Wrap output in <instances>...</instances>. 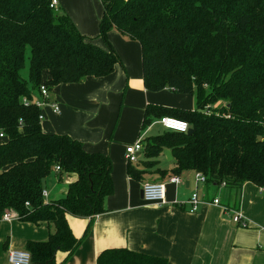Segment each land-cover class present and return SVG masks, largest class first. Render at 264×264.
Masks as SVG:
<instances>
[{"label":"trees","instance_id":"obj_1","mask_svg":"<svg viewBox=\"0 0 264 264\" xmlns=\"http://www.w3.org/2000/svg\"><path fill=\"white\" fill-rule=\"evenodd\" d=\"M101 35L108 49L87 39L70 15L51 0H0V220L6 212L19 220L51 228L46 241H29L31 264L58 263L81 246L94 217L107 212L115 191L109 154L88 151L69 134L48 132L42 110L23 98L38 96L41 83L101 78L121 58L108 40L118 30L138 41L144 85L194 95L195 109L148 105L142 127L169 115L189 122L192 133L165 131L142 141L144 157L127 162L128 175L145 181L148 173L166 178L200 172L207 182L241 189L246 182L264 187V0H101ZM30 51V82L23 78ZM50 77L42 81L43 74ZM169 149L170 170L159 165ZM60 166L75 175L65 196L47 202L46 179ZM90 218L77 238L68 215ZM97 264H168L163 257L130 250H103Z\"/></svg>","mask_w":264,"mask_h":264},{"label":"crops","instance_id":"obj_2","mask_svg":"<svg viewBox=\"0 0 264 264\" xmlns=\"http://www.w3.org/2000/svg\"><path fill=\"white\" fill-rule=\"evenodd\" d=\"M59 7L73 16L64 0H59ZM72 20L87 36L89 31L81 25L84 23L74 16ZM110 33L113 48L121 58L115 71L105 77L55 86L43 108L44 120L50 122L43 125L46 131L69 134L82 141L88 151L109 154L113 161L115 191L105 200L107 212L94 217L90 234L74 254L68 257L67 252L58 251L57 262L97 264L103 250L128 248L166 258L168 264H264V187L252 182L239 190L207 181L197 184L195 172H186L181 175L184 183L167 184L166 204L154 205L142 197L144 182L167 180L173 174L161 178L148 173L145 181L134 180L127 173L126 146L154 135L152 124L142 127L145 110L148 105L163 104L159 95L144 85L140 43L121 36L118 30ZM44 74L50 77L49 72ZM191 97L186 99L187 109L196 107V98ZM52 103L60 106V113L53 111ZM137 155L139 162L144 157L143 149ZM159 159L161 168H173L175 160L169 149ZM59 171L53 172L56 178L50 187V176L45 181L47 202L65 196L69 184L77 179ZM195 189L201 197H218L239 209L248 227L239 226L232 213L212 203L190 212L187 202ZM67 218L74 235L81 238L90 218L70 214ZM51 230L47 223L0 220V264H11L8 255L12 249H26L29 241L48 240Z\"/></svg>","mask_w":264,"mask_h":264},{"label":"built area","instance_id":"obj_3","mask_svg":"<svg viewBox=\"0 0 264 264\" xmlns=\"http://www.w3.org/2000/svg\"><path fill=\"white\" fill-rule=\"evenodd\" d=\"M50 6L53 9L58 10L59 0H51ZM49 94H50V90L47 87V85L45 83H41L38 96H35L33 100H30L27 97L23 98V102L26 106L35 104L42 110V112L39 115L41 122L45 118L43 113V108L49 103L48 102ZM51 106L54 112L60 113L61 108L57 103H52ZM158 122L163 126L164 129L172 130V131L187 133L190 128V124L188 121L169 115L162 116L161 118H159ZM5 138H6L5 133L2 130H0V142ZM142 149H143V144L141 140H137L135 143L126 146L128 161H131L133 163L137 162L138 161L137 153L140 152ZM60 169H61L60 166L56 167L57 171H59ZM195 177L197 184L199 182L207 181L206 176L200 172L195 173ZM168 183L182 184L184 183V179L180 175H171L170 177H168L167 180L146 181L143 183V187H142L144 194L143 198L147 202L152 203L154 205L162 206L166 204L167 202L166 193H167ZM221 186H227V185L225 182H223ZM43 195L45 197L47 196L46 190L43 191ZM187 203L189 204L190 212L197 211L199 206L205 203H212L214 205L220 206L221 208H223L224 211L232 213V219L236 224L244 228L248 227V222L243 217L241 211L236 208H231L227 204H224L218 197L212 198L211 200L206 199L205 197H201L198 190L195 189L191 194ZM16 218H17L16 215L10 212H6L2 216V220L4 221H11ZM8 259L11 264H31L32 256L31 253L26 249H12L9 252Z\"/></svg>","mask_w":264,"mask_h":264},{"label":"rangeland","instance_id":"obj_4","mask_svg":"<svg viewBox=\"0 0 264 264\" xmlns=\"http://www.w3.org/2000/svg\"><path fill=\"white\" fill-rule=\"evenodd\" d=\"M64 2L69 5L74 18L75 19L77 18L78 21H80V23H84L81 25H84V27L89 31L88 33H86L87 39L90 40L94 45H96L99 48L108 49L107 40L101 35V30H100V20L102 19V16L104 14V7L102 5L101 0H64ZM65 11L70 15L71 18H73V16H71L70 12L67 9ZM119 34L121 36H126L123 35L121 32H119ZM126 38L132 40L128 36H126ZM108 40L113 46L114 44L113 34H111L110 32L108 35ZM29 55H30V51L27 52L26 63L21 71V75L23 76V78H25L28 81L29 85H32V83L30 82V74H29V66H30ZM46 80H48V78L45 76V74H43L42 81L46 82ZM153 93L159 95L161 101L160 103L170 107L173 106V107L187 108L186 104H188V102L186 99L192 98L191 97L192 95L177 93L169 89H165ZM44 114L46 115V111L44 112ZM158 120L159 119L157 118L156 121L152 122L151 134L155 135L165 131L163 126L159 122H157ZM41 123L42 125H44L45 123L47 124L50 122L48 121L47 118V120H44ZM54 178H56V174L54 173L51 174L50 177L48 178L49 181L48 180L47 181L49 182V187L50 185L55 183ZM157 181H162V180H157Z\"/></svg>","mask_w":264,"mask_h":264},{"label":"water","instance_id":"obj_5","mask_svg":"<svg viewBox=\"0 0 264 264\" xmlns=\"http://www.w3.org/2000/svg\"><path fill=\"white\" fill-rule=\"evenodd\" d=\"M192 132H193V128H189L188 133H192ZM141 195L142 197H144L143 189L141 190Z\"/></svg>","mask_w":264,"mask_h":264}]
</instances>
